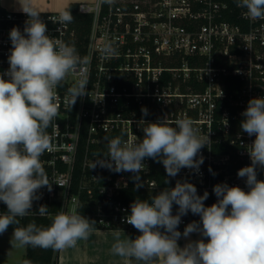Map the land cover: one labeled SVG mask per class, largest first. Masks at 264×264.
Wrapping results in <instances>:
<instances>
[{"label":"built area","instance_id":"built-area-1","mask_svg":"<svg viewBox=\"0 0 264 264\" xmlns=\"http://www.w3.org/2000/svg\"><path fill=\"white\" fill-rule=\"evenodd\" d=\"M76 11L91 16L85 42L77 39L71 23L57 22L59 12L41 13L47 35L74 46L89 63L87 95L78 97L72 108L65 101L79 77L70 75L56 88L59 115L47 129L54 147L40 158L53 184L51 191L46 186L39 189V201L57 202L58 212H78L89 204L99 229L130 231L133 226L125 217L133 202L122 200L129 187L156 195L177 180H186L201 195L222 183L247 191L246 178L237 173L250 166L247 150L255 137L240 125L248 101L264 97V19H251L246 9L229 7L223 0H114L111 6L96 0L78 3ZM27 19L23 12L0 13V74L10 67V30L17 27L23 32ZM106 42L113 44L117 55L102 53ZM142 108H147V116ZM180 118L192 119L205 142L199 173L181 169L175 178L167 177L160 163L170 182L159 185L152 178L157 168L146 158L139 181L143 186L137 188L133 173L90 168L93 153L107 152L105 138L123 136L138 143L144 137L141 120L166 119L175 126ZM80 142L84 144L80 178L77 193L72 194ZM257 178L264 180V170L257 168ZM35 204L30 215H38ZM177 210L173 208V215ZM6 211L0 202V213ZM194 217L189 211L178 228L184 229Z\"/></svg>","mask_w":264,"mask_h":264},{"label":"clouds","instance_id":"clouds-1","mask_svg":"<svg viewBox=\"0 0 264 264\" xmlns=\"http://www.w3.org/2000/svg\"><path fill=\"white\" fill-rule=\"evenodd\" d=\"M113 2L100 0L101 5L111 6ZM236 4L246 9L249 18L264 19V0H236ZM19 5L28 19L23 32L17 27L10 30V67L0 74V202L7 207L0 213V234L19 225L18 218L33 213V202L41 198L39 189L46 186L52 190L53 183L40 158L54 147L47 129L59 115L56 88L70 75L79 77L65 101L72 108L78 97L87 95L88 85V60L82 59L74 46L47 35V26L33 0H22ZM56 19L66 25L74 17L70 9H61ZM101 51L106 56L118 54L111 42H106ZM141 111L143 116L148 115L147 108ZM242 116L241 130L255 137L247 150L251 164L237 173L239 178H246L248 190L217 184L213 188L217 201L205 206L207 191L198 195L194 184L177 180L174 187L163 189L150 201L136 199L125 221L140 234L134 239H121L120 231H116L113 255L124 259L125 264L133 260L138 264H264V180L257 178V168L264 170V97L250 99ZM140 124L143 139L136 143L123 136L105 138L107 152L93 153L90 168L133 173L137 188L143 186L139 181L146 158L162 163L167 177L175 178L181 169L199 173L204 163L200 152L206 145L192 119H177L175 126L166 119L141 120ZM174 204L178 206L175 215ZM189 211L200 221L189 223L181 233V217ZM35 214L47 216L48 207L40 205ZM94 224L76 211H60L48 226L32 221L13 228L11 243L17 248L63 251L88 240L95 231ZM192 233L202 238L181 247L178 240Z\"/></svg>","mask_w":264,"mask_h":264},{"label":"trees","instance_id":"trees-1","mask_svg":"<svg viewBox=\"0 0 264 264\" xmlns=\"http://www.w3.org/2000/svg\"><path fill=\"white\" fill-rule=\"evenodd\" d=\"M226 1L229 5V7H233L236 4V0H223ZM77 4H69L66 9H70L74 19L71 23L73 29L75 30V33L77 35V39L79 41L85 42V37L89 31L90 23H91V16L90 15H82L77 13L76 11ZM4 10L0 7V13H2ZM226 19L231 22H236L233 16L227 15ZM84 144L83 142H80L79 149H78V155H77V162L75 165L74 173H73V181H72V187H71V193L76 194L78 190V182L80 178V163H81V157L83 152ZM155 168H157L153 174L152 178L157 181L159 185H164L165 183V174L163 169H161L160 163L154 161ZM198 195H201L199 192H197ZM153 196V194H149L147 192H142L138 190H134L131 187L129 189H126L123 191L122 194V200L124 202H134L136 199L141 200H149L150 197ZM82 200L87 199V195L83 193L81 195ZM217 201V197L214 194V192H211L209 194L208 201H204L205 206H207L208 203H215ZM40 205H46L48 207V213H50V216H44L41 217L39 215H28L24 218H18L20 219L19 225H13L8 228L7 231H13V228L15 227H23L26 226L28 223L35 221L37 225L40 226H48L51 223V217L54 216L59 211V204L57 202H51L47 203L44 201L36 200L35 208L38 209ZM177 205H173V208H177ZM78 213L81 215L87 217L90 220L95 221L94 228L95 230H98L99 227L97 226L96 220L94 218V210L93 206L91 205H82L78 209ZM193 221L199 222L200 217L198 215H195L193 218ZM184 229L178 228V231H183ZM140 233L138 230H136L134 227L130 230L131 238L134 239L137 235ZM132 264L135 262V260L131 261ZM22 264H58V251H54L52 249H42L39 247H31L27 246L25 247L24 256L22 258Z\"/></svg>","mask_w":264,"mask_h":264},{"label":"crops","instance_id":"crops-1","mask_svg":"<svg viewBox=\"0 0 264 264\" xmlns=\"http://www.w3.org/2000/svg\"><path fill=\"white\" fill-rule=\"evenodd\" d=\"M22 0H0V7L4 11L22 12L20 3ZM68 0H33V4L37 7L40 13L47 12L49 9L58 5L67 4ZM70 4V2H69ZM118 230H95L86 241H78L76 247L69 248L63 251H58V264H125V260L111 253V247L114 241V233ZM121 239L131 238L130 231L119 230ZM183 233V231H180ZM13 231H6L0 234V238H9ZM199 233H192L190 237L183 236L178 240V244L183 247L189 240L195 241L201 239ZM207 242V238H204ZM8 252V250H5ZM2 264H7L8 260L2 259ZM132 264V262H131ZM133 264H138L134 262Z\"/></svg>","mask_w":264,"mask_h":264},{"label":"rangeland","instance_id":"rangeland-1","mask_svg":"<svg viewBox=\"0 0 264 264\" xmlns=\"http://www.w3.org/2000/svg\"><path fill=\"white\" fill-rule=\"evenodd\" d=\"M96 0H68L67 4H63L62 6L55 8L52 6L49 11L43 13H58L61 9H66L70 4H78V3H87V4H94ZM12 235L9 238H0V264L4 262L2 259L8 260L7 264H22V258L24 256L25 247L17 248L13 247L12 243ZM8 250L6 252L5 250Z\"/></svg>","mask_w":264,"mask_h":264}]
</instances>
